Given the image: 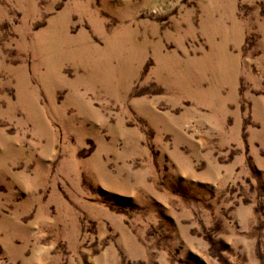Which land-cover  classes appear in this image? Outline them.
<instances>
[{
    "label": "rangeland",
    "instance_id": "obj_1",
    "mask_svg": "<svg viewBox=\"0 0 264 264\" xmlns=\"http://www.w3.org/2000/svg\"><path fill=\"white\" fill-rule=\"evenodd\" d=\"M0 264H264V0H0Z\"/></svg>",
    "mask_w": 264,
    "mask_h": 264
},
{
    "label": "bare ground",
    "instance_id": "obj_2",
    "mask_svg": "<svg viewBox=\"0 0 264 264\" xmlns=\"http://www.w3.org/2000/svg\"><path fill=\"white\" fill-rule=\"evenodd\" d=\"M52 45H55V43H52V42H48L47 44H46V47H48V48H52ZM95 77V76H94ZM110 77V76H109Z\"/></svg>",
    "mask_w": 264,
    "mask_h": 264
}]
</instances>
